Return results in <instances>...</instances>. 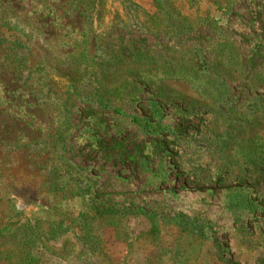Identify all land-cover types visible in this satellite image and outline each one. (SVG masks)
I'll return each instance as SVG.
<instances>
[{"label":"rangeland","instance_id":"374dc122","mask_svg":"<svg viewBox=\"0 0 264 264\" xmlns=\"http://www.w3.org/2000/svg\"><path fill=\"white\" fill-rule=\"evenodd\" d=\"M118 1L0 0L14 226L39 264H173L192 230L199 264H264V0ZM75 188L126 208L117 236L81 241Z\"/></svg>","mask_w":264,"mask_h":264},{"label":"trees","instance_id":"16d2710c","mask_svg":"<svg viewBox=\"0 0 264 264\" xmlns=\"http://www.w3.org/2000/svg\"><path fill=\"white\" fill-rule=\"evenodd\" d=\"M156 8V14L166 13L165 5L170 8V0H153ZM123 10H130L135 13H140L145 16V12L140 6L133 3L131 0H119ZM155 14V15H156ZM154 16V15H153ZM179 16V15H178ZM0 25L11 29L14 28L5 18L0 16ZM156 32L162 31L161 27L156 26ZM178 31L180 34H188L191 31L190 26L173 27V31ZM184 79V78H178ZM114 113L121 114V112L114 110ZM179 136L186 137L187 134L184 131H178ZM131 161H137L136 158H129ZM9 177V178H8ZM6 180V181H4ZM10 182L13 184V180L5 173H0V259L8 264H39L34 254V245L30 241L32 233L29 228L24 226L15 227L13 221L16 217V210L13 204L12 191L9 189ZM174 190V188H172ZM91 193V189L80 190L74 189L70 191L71 197H81L84 194ZM97 194L92 192L90 205L86 203V207L78 212L77 216L72 220V223H77L78 236L83 241L84 237H89L92 242H100V239L90 234V223L94 220H101L106 225L110 226L115 235L117 236V224L118 220H121L126 215V208L101 205L97 201ZM114 220V221H112ZM89 233V234H88ZM185 237L189 238V242L185 244L180 240L179 244L173 248L174 263L173 264H199L198 260L202 253L203 241L202 234L197 231H189ZM117 238V237H116ZM85 241V240H84ZM85 243H88L85 241Z\"/></svg>","mask_w":264,"mask_h":264}]
</instances>
